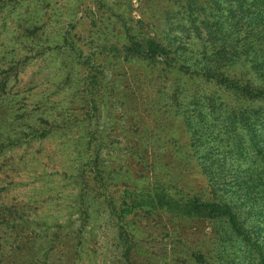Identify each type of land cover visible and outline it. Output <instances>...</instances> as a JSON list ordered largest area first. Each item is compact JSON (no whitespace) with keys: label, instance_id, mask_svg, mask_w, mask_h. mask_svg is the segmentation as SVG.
Returning a JSON list of instances; mask_svg holds the SVG:
<instances>
[{"label":"trees","instance_id":"trees-1","mask_svg":"<svg viewBox=\"0 0 264 264\" xmlns=\"http://www.w3.org/2000/svg\"><path fill=\"white\" fill-rule=\"evenodd\" d=\"M163 14L166 33L150 36L140 20L133 24L121 18L110 27L104 20L105 32L87 41L89 54L71 43L76 55L74 102L72 98L76 111L0 140L1 155L71 124L80 131L73 145L77 162L73 212L79 228L64 231L67 222L41 234L37 229L41 223L24 219L17 209L4 208L0 264L7 260L11 262L4 264H55L60 254L70 251L65 238L80 237L99 210L118 228L125 264H137L129 223L138 213L153 212L182 223L213 225L211 251L191 249L186 264H264V0H169ZM132 60L165 64L172 70L159 71L172 81L157 100L168 103L170 119L176 112L171 124L182 128V142L173 134L170 141L181 153L182 166L185 163L193 179L202 181L200 188L193 187L191 177H183L182 184L159 177L153 173L154 163L152 177L130 186L109 180V164L101 153L110 141L99 131L101 88L108 86L103 69ZM152 74L158 76V71ZM142 99L143 95L145 103ZM141 116H134L133 129L145 130L147 122L139 120ZM133 139L124 141L123 148L142 142L143 148L155 152L143 136L135 143ZM169 147L166 140L165 149Z\"/></svg>","mask_w":264,"mask_h":264},{"label":"rangeland","instance_id":"rangeland-1","mask_svg":"<svg viewBox=\"0 0 264 264\" xmlns=\"http://www.w3.org/2000/svg\"><path fill=\"white\" fill-rule=\"evenodd\" d=\"M168 5L169 0H0V140L14 131L28 132L61 119L65 111H76V55L71 43L82 46L87 55L91 50L88 39L105 32V21L109 20L110 27L121 18L133 24L140 20L142 30L150 36L166 33L162 17ZM103 71L108 86L101 88L99 131L110 141L101 153L109 164V180L130 186L152 177L153 163V173L168 181L175 179L182 184L183 177L193 179L195 175L185 163L182 166L181 153L173 150L174 142L170 141L173 134L182 142V128L171 124L176 112L172 111L170 119L168 103L162 105L157 100L172 81L159 71L172 70L165 64L153 66L132 60ZM153 71H158V76ZM141 95L145 103H141ZM136 115L146 120L145 130L143 126L132 128ZM79 133L71 124L68 129L33 138L0 155V213L4 208L17 209L24 219L41 223L37 227L41 234L67 222L70 225L63 226L64 231L79 228L77 213L73 212L77 193L73 145ZM140 136L155 152L143 148L142 142L123 148L124 141L134 137L135 143ZM166 140L170 144L167 150ZM191 183L198 189L202 181L193 179ZM73 220L76 222L71 224ZM129 225L135 234L133 259L137 264H186L184 258L191 249L211 251L214 244V228L209 221L182 223L153 212L138 213ZM65 245L70 251L60 254L55 264H125L118 228L100 210L92 214L80 237L67 236Z\"/></svg>","mask_w":264,"mask_h":264}]
</instances>
